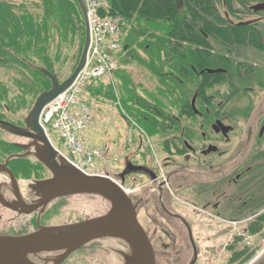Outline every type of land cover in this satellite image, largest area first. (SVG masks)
I'll return each mask as SVG.
<instances>
[{
    "label": "trees",
    "instance_id": "16d2710c",
    "mask_svg": "<svg viewBox=\"0 0 264 264\" xmlns=\"http://www.w3.org/2000/svg\"><path fill=\"white\" fill-rule=\"evenodd\" d=\"M233 1L109 0V12L122 21L120 49L116 52L119 67L112 72L117 87L106 78L90 77L82 91L89 96L87 101L83 98L85 102L91 104L90 100L95 99L101 104L121 103L131 120L148 136L162 140L170 138L169 142L174 144L179 140L181 144L177 135L182 132V121H193L202 111L196 103L193 105L195 96L205 115L208 114L206 107L216 110L221 106L211 101L207 93L213 82L228 74L202 72L209 62L223 61L209 57L206 35L215 36L226 46H263L259 31L250 22L235 25L225 22L229 9L235 14ZM243 1L241 4L249 8ZM219 5L226 8L224 13ZM75 38L82 52L86 22L78 0H0L1 118L9 119L8 112L13 114L28 104L33 106L38 95L51 88L50 78L39 68L55 74V63L66 56L65 49L71 47ZM140 52L147 57H142ZM132 66H139L149 77H155L156 84L149 88L138 82L132 75ZM249 84L254 85V82ZM258 84L264 86L261 82ZM239 91L233 89L227 101ZM16 119L10 120L22 124ZM188 131L190 136L194 135L193 130ZM159 145L170 148L165 140ZM19 148L0 135V159L18 152ZM15 157L11 164L21 178L41 177L47 170L39 161ZM259 206L264 207V197L260 198ZM262 223L264 215L250 223L252 232L261 230ZM241 240L237 237V242ZM256 252L245 246L237 251L235 259L241 258L239 264H243Z\"/></svg>",
    "mask_w": 264,
    "mask_h": 264
},
{
    "label": "rangeland",
    "instance_id": "374dc122",
    "mask_svg": "<svg viewBox=\"0 0 264 264\" xmlns=\"http://www.w3.org/2000/svg\"><path fill=\"white\" fill-rule=\"evenodd\" d=\"M242 1H233L235 14H232L229 9L228 22H225H230L231 24H237L241 21L255 22L258 28L255 27V29L259 30L263 42L261 50L251 46H242L233 51L226 52L219 42L212 41L213 45L210 44V48L215 50V56H218V52L223 51L230 59L227 61V64L231 71L222 80L213 82V87L208 91L212 95L211 101L221 105L220 109H211V111L213 116H222L219 122L228 128L229 140L221 134L220 130H216V116L214 118L198 116L193 121H182L183 126L193 129L194 137L191 143L197 147L204 148L212 144L219 146V148L232 149L234 146L239 145L238 151L229 160V170H232L234 166L239 165L249 154L253 153L252 150L255 147L253 145L255 132L253 129L258 128L259 130L260 125L258 126L257 120L260 114L264 112V86L258 84L259 82L264 84V10L262 12L250 11L249 8L244 6V3L241 4ZM243 2L252 5L257 1L244 0ZM219 8L221 13L226 11V8L222 5H219ZM65 53H67L66 56H63L61 61L55 63V71L61 81L70 76L82 55L78 38H75L70 48L65 49ZM140 54L142 57H147L146 54L143 56L142 52ZM131 72L138 82H143L149 88H152L156 84V78L149 77L139 66H132ZM240 72L242 76L239 75ZM100 77L106 78L105 80L107 82L111 80L115 87H117V81L113 74H104ZM253 79L255 80L253 81ZM239 80L249 83L254 82V85L240 83ZM233 89H239L240 91L231 100L228 99V102L227 98ZM81 96L86 101L89 98L87 93H83ZM90 101L91 104L88 102V106L95 117H93V121L86 128L84 139L87 148H98L101 150L102 156L98 160V164L102 172L107 171L111 175H118L136 151L140 135L143 141H145V148H150V145H152V148H156L155 151L157 150L156 153L159 154V159L162 161L163 157L158 150L162 139L148 136L141 126L131 120L121 103L101 104L95 99ZM98 105L101 107V110H99ZM32 107L28 104L16 113L12 114L8 112L7 117L12 119L19 118L18 122L24 124L23 120ZM197 107L202 109V111L204 110L203 106L197 104ZM207 119L210 120L207 121ZM250 128H253L251 142L246 140ZM204 129L207 130L208 137H210V140L207 142H204L202 138ZM214 130L216 133H214ZM2 134L3 137L9 140H18L23 144L28 142L27 139L16 138L5 132ZM51 134L57 146L63 148L62 142L56 140L54 132ZM257 144L261 147L258 148L256 146L258 149L264 150V133L257 141ZM127 148L131 149L126 152ZM116 157H119L117 163H115ZM149 165L154 168L156 163L155 161L149 160ZM237 171L241 175L240 180L236 181L235 176H233L224 186H215L208 193L196 194L200 204L208 207L207 211H210L214 215L218 213L220 216V220L214 218L215 220H211L212 222L205 219L203 227L206 231L201 233L205 237V242L200 243V257L196 264H231L228 261L231 253L227 245L231 243L232 238L236 235L243 236L240 246H249L252 249H256L257 252L255 255L264 249V223L261 224V230L257 232H252L250 228V223L254 221L255 217L261 211L248 209L244 210L240 214V217L237 216L242 206L249 204L253 198L264 194V157L248 167H241ZM1 174L3 173L0 171V176ZM25 183L26 181H21L22 191L26 189L23 185ZM188 191L191 194V190L188 189ZM65 201L66 207L60 211H55L52 216V221H71L78 218L99 216L110 209V203L108 201L101 196L91 194L73 195ZM262 215H259V217ZM6 218H8V214ZM24 218L22 217V220ZM139 218L141 220V215ZM18 224L20 226L22 224L23 226L21 221ZM127 251L128 245L124 240L105 237L96 240L94 245L91 244L90 247L84 250L79 249L74 252L67 261V264H124V258L121 252ZM31 256L29 255L30 259ZM59 256L53 253L42 255L39 258L41 264H56L59 261ZM249 261L243 264H248Z\"/></svg>",
    "mask_w": 264,
    "mask_h": 264
},
{
    "label": "flooded vegetation",
    "instance_id": "af4514ba",
    "mask_svg": "<svg viewBox=\"0 0 264 264\" xmlns=\"http://www.w3.org/2000/svg\"><path fill=\"white\" fill-rule=\"evenodd\" d=\"M255 1L257 2L249 5L250 11L262 12V10H264V0ZM239 23H243V21L238 22L237 24ZM250 23L254 28L256 27L255 22ZM206 37L209 41V46L210 44L213 45L212 41L216 43L219 42L226 52L233 51L242 46H248L243 44H231L226 46L213 35H206ZM251 47L261 50V48L255 46ZM208 50L209 57L213 59L218 57L223 61L216 64H214V62H209L207 67L201 69L202 72H208L209 69H212L219 70V72H208L209 74H228L231 71L227 64V61L230 60L228 58L229 56L224 54L223 51L216 52L218 56H215V50L210 47ZM207 95L212 97L209 93H207ZM194 99L197 105V100L199 99L196 96ZM206 109L209 116L208 114L205 115L203 111L198 113V116H206V118H214V116H216H213V113H211V110L208 107H206ZM221 117L216 116V130H220L221 134L229 140L228 128L219 122ZM0 119L7 120L6 118L1 117ZM10 119L12 118H9L8 120ZM210 119H207V121ZM257 123L258 126L260 125L259 130L258 128H250L247 133L248 138L246 139L248 141L251 140L253 129L255 131L253 145H255L254 149H257V151L253 149V153L249 154L239 165L237 164V166H234L232 170H229V160L233 154L238 151L239 145L234 146L232 149L219 148V146L212 144H209L204 148L197 147L195 144L191 143L194 136H190L188 131L189 129H193L191 127L186 128L183 126L182 132L177 135L181 139V144H178L180 142L179 140L176 144H174V142L170 143V138H166L164 140L170 144V148H158L163 157L161 161L159 159V154L156 153L157 150L155 151L156 148H152V145H150V148H145V141H143L141 138L142 136L140 135L138 138L137 149L132 158L126 163L125 168L121 170L118 175L113 176L122 187L128 190L130 198L136 206L138 218L141 215V220L140 218L139 220L153 246L156 264H189L195 255L196 263L198 262L200 257V243L205 242L204 235H201L202 232L206 231L203 227V223L205 222V219H208L209 221L215 220L214 218L220 220V216L218 213V215H214L213 213H210V211H207L208 207L200 204L197 200L196 194H205L210 192V189L215 186H224L231 178H233V176H235L234 178H236V181L240 180L241 175L237 170L241 167H248L264 157V150L258 149L261 147L257 144V141L264 133V112L260 114ZM2 131L0 128V135L3 136ZM214 133H216L215 130ZM208 136L207 130L204 129L202 132L204 142L210 140V137ZM13 137L17 138V136ZM27 140L28 142L24 144L31 141L29 139ZM164 140H162V142H164ZM9 141L17 144L20 148L18 152L0 159V163L2 164L8 160L7 168L14 176V179H12L8 172L1 171L3 174L0 176V198L8 204H11V206H17L19 209L15 210L10 208L7 205H4L0 200V236L24 235L35 232L41 227L59 226L86 219L78 218L71 221H52V216L55 211H60L66 207L65 200L69 197L57 198L48 203L45 207H39L30 212L22 206V203L32 204L39 200L35 193L27 188L26 184L33 180L48 178L51 175L48 170H46L45 174L41 177L34 176L31 178H21L18 176L14 171L11 160L16 158L15 156L25 154L27 149L21 147V144H23L21 141L13 139ZM256 146H258V148ZM129 149L131 148H127L126 152H128ZM19 157H29L33 162H38L34 154ZM149 160H152L153 162L155 161L156 165L154 168L149 165ZM118 161L119 157H116L115 163ZM22 180L27 181L23 184L26 188L25 191H22L21 188ZM188 189L191 190V194ZM261 197H264V194L253 198L249 204L242 206V208L239 209L237 216L240 217V214L248 209L261 211L255 219L261 214L264 215V207L259 206ZM7 214L8 218H6ZM11 214L12 216H10ZM22 217H25L24 220H22ZM19 221L23 223V226L22 224L21 226L18 224ZM237 237H241L243 240V236L236 235L232 238L231 243L227 245L229 246L231 253L228 261L231 262V264L240 263L242 259H235V256L239 249L245 247L240 246L242 240L237 242ZM95 242L96 241H93L85 245L81 250L90 247L91 244L94 245ZM230 247L233 249H230ZM53 253L57 255L62 254V252L37 253L32 254L31 259L36 264H41L40 258L42 255ZM73 254L74 253L62 261H58L56 264H67V261ZM33 255L36 256L33 257Z\"/></svg>",
    "mask_w": 264,
    "mask_h": 264
},
{
    "label": "water",
    "instance_id": "95a60500",
    "mask_svg": "<svg viewBox=\"0 0 264 264\" xmlns=\"http://www.w3.org/2000/svg\"><path fill=\"white\" fill-rule=\"evenodd\" d=\"M86 22V40L78 65L72 74L64 81H60L57 74L45 68L39 70L46 74L52 87L38 95L36 101L25 118L26 126L22 127L10 121L0 119V128L8 133L31 139L28 144H22L27 152L18 156L34 154L37 159L49 170L48 178L34 180L28 185L39 200L32 204L22 203L28 212L45 207L51 201L75 194H91L101 196L111 204L110 209L102 215L81 220L74 223L41 227L39 230L18 236H0V264H36L29 255L44 252H63L59 261L82 248L86 244L105 237H114L124 240L128 244V251L121 252L124 264H156L155 252L150 239L138 220L136 206L127 192L113 179L104 175L87 174L55 149L40 118L43 109L58 95L66 91L74 82L77 75L85 67L90 45V28L83 0H78ZM178 3L182 0H177ZM208 72H219L209 69ZM195 105V99L193 100ZM8 160L0 163V171L8 172L12 179L13 174L7 168ZM1 202L13 209L2 198ZM21 204V203H20ZM13 255L8 261L2 255ZM196 263V255L190 264ZM249 264H264V250Z\"/></svg>",
    "mask_w": 264,
    "mask_h": 264
},
{
    "label": "built area",
    "instance_id": "2783aa9c",
    "mask_svg": "<svg viewBox=\"0 0 264 264\" xmlns=\"http://www.w3.org/2000/svg\"><path fill=\"white\" fill-rule=\"evenodd\" d=\"M83 1L91 35L87 65L73 85L46 107L43 122L54 130L73 164L87 173L100 174L97 160L102 156L101 150L87 148L81 138L93 121V114L82 99L81 92L88 78L112 74L119 67L116 52L121 43V20L109 14V0Z\"/></svg>",
    "mask_w": 264,
    "mask_h": 264
},
{
    "label": "bare ground",
    "instance_id": "6f19581e",
    "mask_svg": "<svg viewBox=\"0 0 264 264\" xmlns=\"http://www.w3.org/2000/svg\"><path fill=\"white\" fill-rule=\"evenodd\" d=\"M14 257H15V256L10 255V254L2 255V258L5 259V260H8V261L14 259Z\"/></svg>",
    "mask_w": 264,
    "mask_h": 264
}]
</instances>
